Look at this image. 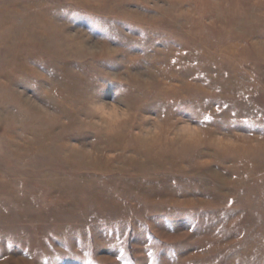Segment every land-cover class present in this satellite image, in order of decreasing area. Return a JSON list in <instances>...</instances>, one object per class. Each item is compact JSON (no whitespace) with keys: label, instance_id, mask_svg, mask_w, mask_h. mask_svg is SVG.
Returning <instances> with one entry per match:
<instances>
[{"label":"rangeland","instance_id":"rangeland-1","mask_svg":"<svg viewBox=\"0 0 264 264\" xmlns=\"http://www.w3.org/2000/svg\"><path fill=\"white\" fill-rule=\"evenodd\" d=\"M0 264H264V0H0Z\"/></svg>","mask_w":264,"mask_h":264},{"label":"clouds","instance_id":"clouds-1","mask_svg":"<svg viewBox=\"0 0 264 264\" xmlns=\"http://www.w3.org/2000/svg\"><path fill=\"white\" fill-rule=\"evenodd\" d=\"M93 112L99 117L101 122L116 124L125 118V110L113 101H99L92 106Z\"/></svg>","mask_w":264,"mask_h":264}]
</instances>
